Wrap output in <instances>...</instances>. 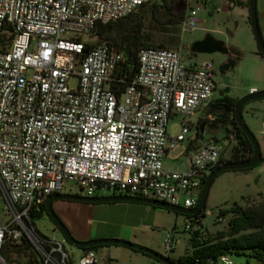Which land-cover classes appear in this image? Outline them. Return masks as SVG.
<instances>
[{
    "label": "built area",
    "instance_id": "2783aa9c",
    "mask_svg": "<svg viewBox=\"0 0 264 264\" xmlns=\"http://www.w3.org/2000/svg\"><path fill=\"white\" fill-rule=\"evenodd\" d=\"M212 1L187 0L182 32L204 29L191 3ZM150 2L0 0V197L7 205L0 264H22L8 262L4 250L28 243L42 264H101L94 250L83 251L75 262L62 242L40 237L31 225V214L40 213L49 198L67 194L69 184L87 198L105 192L199 206L203 181L222 157L218 144L200 147L191 135L192 119L220 89L214 64L188 65L180 51L142 48L137 72L128 80L125 52L108 45L87 52L83 42L99 26ZM174 117L182 119L176 136L169 133ZM261 135L264 141V123ZM184 145L186 170L166 168L165 159ZM197 222L186 232L194 233ZM177 243L173 233L165 252L173 253ZM232 257L204 264H237Z\"/></svg>",
    "mask_w": 264,
    "mask_h": 264
},
{
    "label": "rangeland",
    "instance_id": "374dc122",
    "mask_svg": "<svg viewBox=\"0 0 264 264\" xmlns=\"http://www.w3.org/2000/svg\"><path fill=\"white\" fill-rule=\"evenodd\" d=\"M175 1V2H174ZM166 0L164 5L161 0H151L150 7H154L152 15H147L144 35L145 41L159 48L180 51L188 65H201L204 62H212L215 69L227 63H232V68L228 74L230 78V96L239 101L251 95V90L257 92L264 91V59L258 55L259 49L256 43L250 23L249 8L240 6L238 2L247 3L249 0H213L207 5L192 2L191 6L199 9V18L204 29L195 32H182V27L173 25L179 18L184 21L187 13L186 7L181 2L183 0ZM260 27L264 38V0H257ZM155 13V14H154ZM208 36L224 43L228 53H215L212 55L198 54L194 48L198 42L204 41ZM83 42L94 44L97 42L93 35H85ZM217 72V71H216ZM218 75V73H217ZM220 89L215 93L214 98H219L223 82L217 76ZM76 82L72 83L74 87ZM205 111V110H204ZM204 111L196 114L192 119L194 127L192 136L197 135V146L200 143L208 144L214 142L224 156V160H229L232 150L236 146L234 137H228L224 127L213 128L210 124L211 118ZM244 119L251 131L256 136L261 145L264 157V141L261 135L264 123V100L256 101L244 107ZM181 117H174L169 124L170 135H179L182 131ZM233 130V129H232ZM218 141V142H217ZM194 154V150L189 151V158ZM187 154L186 145L172 151L165 159V166L171 170H186ZM67 194L87 197V193L77 185H67ZM99 197H109V193L101 192ZM0 224L7 220L6 208L2 196L0 197ZM264 201V161L256 167L237 172H227L220 175L214 182L207 201L206 215L202 219V225H194V231H199V241L202 243L209 239H216L220 234L227 235L230 231L231 216L219 218L220 211L229 210L235 205L245 208L256 207ZM125 205V204H121ZM133 210L127 206L102 205L97 212V216L102 217L107 222L120 224V228L125 233V238L118 239L132 242L142 247L149 248L157 253L178 261L179 259L192 254L191 244L192 232H186L188 224L192 220L185 216L170 211H164L158 216V224L151 232H136L133 239H128L131 234V222L128 220ZM219 219H222L221 221ZM35 228L45 238L52 241L62 242L66 250L70 253L75 262L79 260L83 250L73 247L66 242L61 232L56 229L51 220L44 216L35 221ZM134 233V232H133ZM176 233L178 241L177 248L173 253H166L163 244ZM116 239V238H112ZM28 246H31L28 243ZM31 246L26 252L33 251ZM101 264H161L153 258L143 253L129 248L119 246H102L95 251ZM237 264H262V262L250 257L232 255Z\"/></svg>",
    "mask_w": 264,
    "mask_h": 264
},
{
    "label": "trees",
    "instance_id": "16d2710c",
    "mask_svg": "<svg viewBox=\"0 0 264 264\" xmlns=\"http://www.w3.org/2000/svg\"><path fill=\"white\" fill-rule=\"evenodd\" d=\"M161 1L162 4H159L157 0L159 5H164L166 2V0ZM181 2L186 7V0ZM238 4L248 8L249 1L247 3L238 2ZM153 8L154 7L151 8L148 4L142 7L136 14L131 15L117 23L99 26L93 33L97 42L94 44H87V52L101 45H108L125 52L128 58V66L126 67L124 74L128 76V80L133 79L135 73L137 72L138 54L140 50L142 48L156 47L146 42L144 35L145 21L147 15H152V10L154 11ZM182 23V18H179L172 24L181 26ZM159 48H164V46ZM258 55L261 56L259 52ZM238 102L239 100L235 101L233 108L229 110V113L226 116L218 117L210 124L213 128L218 126L224 127L228 137L232 136L236 140V146L232 150L231 158L229 160H224V156L222 154L217 167L227 162L250 160L254 153L252 143L236 122L235 108ZM207 179L208 176L204 179L203 186L205 185ZM47 204L48 201L45 203L40 213L33 212L31 214L32 226L35 227V221L37 219H42L44 216H47L50 219ZM153 208L160 209L156 207ZM205 216L206 210L196 216H187V218L190 220H199V222L195 224L201 226L202 219ZM228 216H231L232 218L229 225L230 231L227 235L220 234L217 236L218 238L209 239L208 241L202 243L198 240L200 234L199 231H195L193 233V237L191 238L193 248L192 254H189L178 261H174L173 259L171 260L177 264H196V262L200 260L201 264H204L209 258L216 259L224 254L236 256H245L248 254L250 257L255 258L264 264V201L261 205L256 207L245 208L241 205H235L229 210L220 211L219 218H226ZM36 232L40 237L45 238L37 231V229ZM30 247L31 246H28V244L23 248L18 249H14L13 246H6L4 256L8 262L21 261L22 264H42L41 258H39L34 251L28 253L26 252V250ZM98 248L99 247H94L81 250L96 251Z\"/></svg>",
    "mask_w": 264,
    "mask_h": 264
},
{
    "label": "water",
    "instance_id": "95a60500",
    "mask_svg": "<svg viewBox=\"0 0 264 264\" xmlns=\"http://www.w3.org/2000/svg\"><path fill=\"white\" fill-rule=\"evenodd\" d=\"M249 14H250V23L253 30V34L258 45L259 53L261 57L264 59V38L260 27L259 15H258V5L257 0H249ZM194 50L198 54H207L212 55L215 53H228V49L224 45V43L215 40L214 38L208 36L204 41L198 42L195 45ZM230 66L225 67V69H230ZM225 83L228 84V89H230V80L225 79ZM264 100V91L257 92L255 94H251L248 97L240 100L235 108V116L236 122L247 138L253 145L254 153L250 160L247 161H240V162H227L223 165L214 168L210 174L208 175V179L203 187L201 201L199 206L196 209H186L182 207H176L170 204H166L163 202L152 201V200H144V199H137V198H128V197H105V198H87V197H80L76 195H55L48 200L47 209L48 214L50 216L51 221L55 224L57 229L61 232L62 236L73 247L78 249H89L94 247H102V246H119L132 249L134 251L143 253L146 256L153 258L154 260L158 261L161 264H177L173 262L170 258H167L154 250H151L146 247H142L140 245L134 244L132 242L118 240V239H100V240H93L89 242H81L75 239L65 224L61 221L58 215L55 213L53 204L54 202L61 200V201H70V202H80L86 204H109V203H135V204H143L148 205L160 209H164L170 212H174L176 214L182 216H196L203 212L207 206V201L210 195V191L215 180L222 174L227 172H237V171H245L256 167L257 165L263 162V153L261 149V145L258 142L256 136L251 131L249 126L244 119L243 111L244 107L248 104L256 101ZM209 110L206 111L208 113ZM214 115H219L220 112L214 111ZM211 167V166H210ZM20 248V247H19Z\"/></svg>",
    "mask_w": 264,
    "mask_h": 264
},
{
    "label": "crops",
    "instance_id": "0c3cea01",
    "mask_svg": "<svg viewBox=\"0 0 264 264\" xmlns=\"http://www.w3.org/2000/svg\"><path fill=\"white\" fill-rule=\"evenodd\" d=\"M203 145V143L199 144L200 147ZM96 198L105 197L98 196ZM102 205L127 206L130 210H133L128 219L131 222L130 227L134 232H131L129 235L128 239L131 240L136 236V232H151L158 224L159 214L166 211L164 209H155L152 206L135 203L86 204L61 200L54 202L53 208L72 236L78 241L89 242L100 239L125 238V233L120 228H115L121 227L119 223L111 224V222H107L102 217L97 216V212Z\"/></svg>",
    "mask_w": 264,
    "mask_h": 264
},
{
    "label": "flooded vegetation",
    "instance_id": "af4514ba",
    "mask_svg": "<svg viewBox=\"0 0 264 264\" xmlns=\"http://www.w3.org/2000/svg\"><path fill=\"white\" fill-rule=\"evenodd\" d=\"M232 68V63L229 61L225 64H223L220 69H216L218 75L220 76L222 82H223V86H222V90L220 91V96L219 98H214L212 100V102L210 103L209 106L206 107L205 109V114L207 116H209L211 118L212 121L216 120L218 117H222V116H226L229 113V110H231L233 108V105L235 104V101H237L238 99H235L233 97L230 96V90L228 89V84L225 83V79H229L228 74L231 71L230 69H225V67L230 66ZM231 88V85H230ZM209 110L208 113H206V111ZM214 111H218L220 112L219 115H214L213 112ZM55 225V224H54Z\"/></svg>",
    "mask_w": 264,
    "mask_h": 264
}]
</instances>
